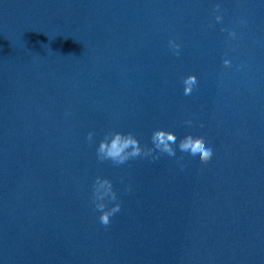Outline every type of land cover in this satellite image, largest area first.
I'll return each instance as SVG.
<instances>
[{
	"label": "clouds",
	"instance_id": "clouds-1",
	"mask_svg": "<svg viewBox=\"0 0 264 264\" xmlns=\"http://www.w3.org/2000/svg\"><path fill=\"white\" fill-rule=\"evenodd\" d=\"M216 9H219V5H216ZM216 20L220 21L221 16L217 15ZM169 47L176 55H179L180 44L176 43L175 40H169ZM229 65L230 61L225 59L224 66L228 67ZM182 84L184 95H191L198 84L197 76L195 74L187 75L183 78ZM186 123L190 125L191 121H186ZM93 135L92 132H89L87 139L91 141ZM177 139V135L173 131L156 129L151 136L153 147L146 148L141 146L139 140L131 132L110 131L98 144L97 158L100 161L110 160L114 165H122L141 156H151L154 160L158 159V156L153 155L154 151L174 157L176 155L174 145H177ZM178 148L181 152L188 153L192 157L199 156L200 162L203 164H207L213 156L211 145L202 136L188 134L179 140ZM92 199L96 211L100 213L99 222L108 226L111 223V218L121 208L119 202L114 203L111 207H108L106 203V201H118L112 182L107 178L97 177L93 184Z\"/></svg>",
	"mask_w": 264,
	"mask_h": 264
}]
</instances>
